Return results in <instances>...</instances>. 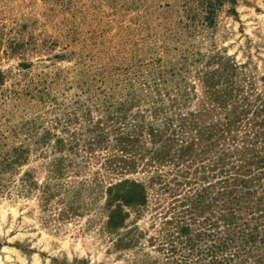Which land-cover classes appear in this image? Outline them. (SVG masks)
<instances>
[{
	"label": "rangeland",
	"instance_id": "obj_1",
	"mask_svg": "<svg viewBox=\"0 0 264 264\" xmlns=\"http://www.w3.org/2000/svg\"><path fill=\"white\" fill-rule=\"evenodd\" d=\"M263 120L264 0H0V264H264Z\"/></svg>",
	"mask_w": 264,
	"mask_h": 264
},
{
	"label": "trees",
	"instance_id": "obj_2",
	"mask_svg": "<svg viewBox=\"0 0 264 264\" xmlns=\"http://www.w3.org/2000/svg\"><path fill=\"white\" fill-rule=\"evenodd\" d=\"M261 126L262 127H264V120L262 121V124H261ZM259 157V156H258ZM258 157H256V158H258ZM258 162V161H257ZM252 163H255V161L253 162H250V163H248V165H250V164H252ZM256 164V163H255ZM239 168V167H238ZM137 198V195H136V193H135V199Z\"/></svg>",
	"mask_w": 264,
	"mask_h": 264
}]
</instances>
